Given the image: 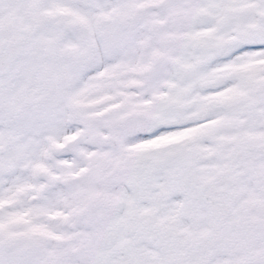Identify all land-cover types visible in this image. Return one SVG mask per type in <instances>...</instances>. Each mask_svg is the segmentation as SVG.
Masks as SVG:
<instances>
[{
    "label": "snow or ice",
    "instance_id": "6c2138e0",
    "mask_svg": "<svg viewBox=\"0 0 264 264\" xmlns=\"http://www.w3.org/2000/svg\"><path fill=\"white\" fill-rule=\"evenodd\" d=\"M0 264H264V0H0Z\"/></svg>",
    "mask_w": 264,
    "mask_h": 264
}]
</instances>
